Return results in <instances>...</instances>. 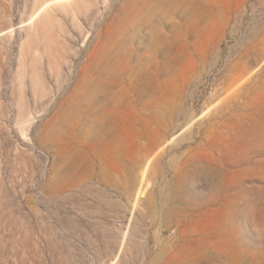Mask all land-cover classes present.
<instances>
[{
    "label": "rangeland",
    "instance_id": "obj_1",
    "mask_svg": "<svg viewBox=\"0 0 264 264\" xmlns=\"http://www.w3.org/2000/svg\"><path fill=\"white\" fill-rule=\"evenodd\" d=\"M0 264H264V0H0Z\"/></svg>",
    "mask_w": 264,
    "mask_h": 264
},
{
    "label": "clouds",
    "instance_id": "obj_2",
    "mask_svg": "<svg viewBox=\"0 0 264 264\" xmlns=\"http://www.w3.org/2000/svg\"><path fill=\"white\" fill-rule=\"evenodd\" d=\"M169 22H170V23H172V21H171V20H170ZM158 47H159V46H158Z\"/></svg>",
    "mask_w": 264,
    "mask_h": 264
}]
</instances>
